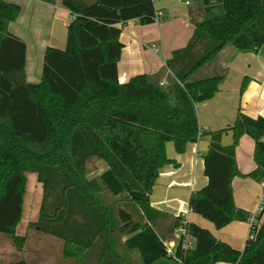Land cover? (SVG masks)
Listing matches in <instances>:
<instances>
[{
  "label": "trees",
  "instance_id": "1",
  "mask_svg": "<svg viewBox=\"0 0 264 264\" xmlns=\"http://www.w3.org/2000/svg\"><path fill=\"white\" fill-rule=\"evenodd\" d=\"M61 5L71 16L65 47L46 48L40 82L30 84L26 46L8 31L20 8L0 1V234L17 253L23 251L27 238L16 235V228L24 216L26 175L32 174L41 201L28 232L59 240L69 264H143L123 237L151 226L164 239L179 221L168 223L170 217L147 198L112 196L101 180L88 176L101 160L131 191L149 195L160 168L171 163L164 144L173 142L180 154L200 136L210 139L203 155L207 185L191 193L189 210L217 230L248 222L251 216L236 208L231 185L236 177L258 183L264 178V119L239 112L228 128L232 144L224 147L225 130L200 131L195 106L213 99L226 78V70L198 78L224 47L264 50V0H221L224 15L216 19L208 18L198 0L201 18L192 22L186 47L174 51L158 73L124 84L117 77L120 35L130 21L155 22L151 0H61ZM167 71L173 80L160 86ZM243 136L254 141L256 165L246 176L235 161ZM255 220L242 251L186 224L193 248L182 250L179 242L173 256L154 264H264V214ZM10 264L31 263L19 258Z\"/></svg>",
  "mask_w": 264,
  "mask_h": 264
},
{
  "label": "crops",
  "instance_id": "2",
  "mask_svg": "<svg viewBox=\"0 0 264 264\" xmlns=\"http://www.w3.org/2000/svg\"><path fill=\"white\" fill-rule=\"evenodd\" d=\"M0 1L20 8L18 18L8 25V31L24 42L26 81L37 84L41 79L46 48L65 47L70 13L61 5V0ZM187 1L190 2L189 6L167 0L157 1L153 4L156 13L154 23L142 26L130 21L123 27L120 35L123 48L117 64L120 84L127 83L136 76L158 73L174 51L186 47L194 30L192 22L201 18V13L197 10L198 0ZM202 5L205 12L204 0ZM207 66L211 67V74L226 70V78L213 99L195 106L197 124L200 131L225 130L221 145L227 147L232 144V134L228 128L233 125L239 112L253 119H264V50L257 54L238 53L232 47H224ZM244 79L245 89L240 95ZM209 142V137L200 136L196 142L188 143L180 154L176 152L173 142H166L164 153L171 163L160 168L150 194L141 195L128 191V197L132 194V197L147 198L152 208L170 217L168 223L176 219L179 223L183 221L186 224H194L208 230L217 240L242 251L249 235L248 222L234 221L217 230L210 222L192 213L188 208L191 193L207 185L203 174V155L208 150ZM253 152L254 141L248 136L241 137L235 149V161L242 176L250 174L256 168ZM97 164L99 162H96L95 166ZM100 167L103 177L106 170L103 164H100ZM94 172L88 179L96 176L97 173ZM108 179L112 184L110 186H113V179ZM231 186L236 208L252 216L262 193L260 184L249 177H236ZM110 189L113 190V187ZM36 220L37 218H22L16 228V235L26 236V244L31 237L30 233L33 232H28V225ZM165 225H162V228ZM122 243L129 251L138 253L143 264H154L166 255L168 247L176 246L178 240L174 231L161 239L156 231L148 226L126 235ZM25 247L17 254V258L24 257ZM25 257L30 260L31 256L25 254ZM2 258L3 264L13 262L8 261L6 254L0 252V260Z\"/></svg>",
  "mask_w": 264,
  "mask_h": 264
},
{
  "label": "rangeland",
  "instance_id": "3",
  "mask_svg": "<svg viewBox=\"0 0 264 264\" xmlns=\"http://www.w3.org/2000/svg\"><path fill=\"white\" fill-rule=\"evenodd\" d=\"M209 71H211V67L207 66L206 68H203L198 73V78L208 77L213 75ZM207 72H209V74ZM172 80L173 79L170 74L164 73L161 82H164L166 83V85H169ZM98 162L99 164L96 165L97 169L94 172L97 173L95 177H97L99 180H101L104 183L110 194L112 196H120V195L129 196L128 191H131L129 186L126 183L119 182L111 173L110 169L108 168L107 164L104 161L100 160ZM100 164H103L106 170L105 175L103 177L101 174ZM108 178L113 179L112 181L113 186H110L112 184H110ZM110 187L111 188L113 187V190H111ZM25 192L26 194L24 198L25 201H24L23 218H37L39 204L41 201V187L37 184L35 175L32 174L26 175ZM130 197H132V194L130 195ZM30 235L31 237H29L25 247V254H27L28 257L30 256L31 257L30 260H28L24 254V257L22 259H25V261L31 264H69L68 261L62 259L61 256L62 243L59 240L40 235L37 232L35 233V231L31 232ZM0 252L6 254V258L8 259V261L9 260L15 261L19 259L16 257L17 254L19 253L16 252L10 238L7 235L0 234ZM3 258L0 260V264L4 263Z\"/></svg>",
  "mask_w": 264,
  "mask_h": 264
},
{
  "label": "built area",
  "instance_id": "4",
  "mask_svg": "<svg viewBox=\"0 0 264 264\" xmlns=\"http://www.w3.org/2000/svg\"><path fill=\"white\" fill-rule=\"evenodd\" d=\"M157 1H160V0H151V2L153 4L155 2H157ZM167 1H170V2L176 3V4H184L186 6L190 5V2L187 1V0H167ZM163 68H165V65H164ZM166 73L170 74V72H168V71ZM160 86H166V83L160 82ZM263 142H264V139H263ZM259 184H260V187L262 189V193H261V195L259 197L256 210H255L254 214L250 217V219L248 221L249 228H250L248 238L252 237L251 229H252L253 225L256 224L255 218L261 217L264 214V178L259 182ZM174 234H175V236H176V238L178 240V243L180 242L182 250H190V249L193 248L194 241L189 236V233H188V230L186 228V223L185 222L182 221L180 223L179 227L174 230ZM178 243H177V245H178ZM176 246L171 245L170 247H168V250L166 251V256H168V257L169 256H173Z\"/></svg>",
  "mask_w": 264,
  "mask_h": 264
},
{
  "label": "water",
  "instance_id": "5",
  "mask_svg": "<svg viewBox=\"0 0 264 264\" xmlns=\"http://www.w3.org/2000/svg\"><path fill=\"white\" fill-rule=\"evenodd\" d=\"M204 3L206 4L205 13L208 18L216 19L224 15L221 0H204Z\"/></svg>",
  "mask_w": 264,
  "mask_h": 264
}]
</instances>
